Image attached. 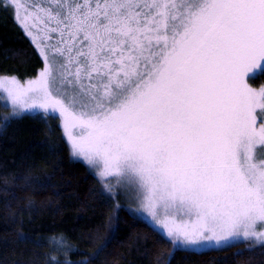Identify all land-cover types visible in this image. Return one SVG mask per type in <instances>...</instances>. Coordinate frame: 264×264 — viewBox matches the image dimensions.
Here are the masks:
<instances>
[{
    "label": "snow or ice",
    "instance_id": "1",
    "mask_svg": "<svg viewBox=\"0 0 264 264\" xmlns=\"http://www.w3.org/2000/svg\"><path fill=\"white\" fill-rule=\"evenodd\" d=\"M0 12L42 59L34 78L0 76V107H11L0 128L32 119L49 136L62 129V146L93 177L89 199L112 213L81 264H95L122 216L168 250L157 264L241 239L252 243L235 255L264 264V85L253 87L264 80V0H0ZM13 179L35 195L51 177ZM4 192L10 211L16 196L7 183ZM50 242L63 252L62 238Z\"/></svg>",
    "mask_w": 264,
    "mask_h": 264
},
{
    "label": "trees",
    "instance_id": "2",
    "mask_svg": "<svg viewBox=\"0 0 264 264\" xmlns=\"http://www.w3.org/2000/svg\"><path fill=\"white\" fill-rule=\"evenodd\" d=\"M24 41L31 44L14 19L0 12V76L16 75L25 80L34 78L39 72L42 59L38 52L28 55L35 49L34 46L27 49ZM13 50L22 54L14 59L7 58L6 54ZM263 84L264 80H258L253 85ZM10 114V107L7 111L0 107V118ZM62 135V129H58L55 136L47 135L44 125L32 119L20 120L6 130L0 128V264H49L53 258L81 264L95 255L108 237L107 221L112 213L89 199V189L95 186L93 177L85 171L87 166L82 161L70 157L69 149L62 146L66 145V139L62 142L58 139ZM53 143L57 146L56 156L46 147ZM19 175L51 177L47 181L50 186L39 194L26 193L19 187H12L13 177ZM6 183L16 196L10 211L4 207V201L12 199L4 192ZM29 203L35 205L34 211H21ZM13 233L28 236L31 241L40 239L45 242L44 246L13 243ZM88 237L98 238L90 243ZM53 238L64 240L63 252H53L54 245L50 242ZM244 246L201 255L177 253L171 264H245L249 257L235 255L244 251ZM167 251L154 246L151 239L146 241L145 233L122 216L118 231L95 264H157ZM261 259L257 254L255 264H261Z\"/></svg>",
    "mask_w": 264,
    "mask_h": 264
},
{
    "label": "rangeland",
    "instance_id": "3",
    "mask_svg": "<svg viewBox=\"0 0 264 264\" xmlns=\"http://www.w3.org/2000/svg\"><path fill=\"white\" fill-rule=\"evenodd\" d=\"M42 2H46V0H42ZM264 85V84H263ZM261 85H259V86H254L253 85V87H260ZM2 98V97H1ZM2 101H3V103L5 104L6 103V101L2 98ZM9 107H10V105H9ZM10 109H11V107H10ZM258 123H259V118H258ZM257 154L258 155H264V153H262L261 152V150L258 148L257 149ZM240 243L241 244H244V245H248V244H251L252 242L251 241H244L243 239H241V241H240ZM257 246V245H256Z\"/></svg>",
    "mask_w": 264,
    "mask_h": 264
}]
</instances>
